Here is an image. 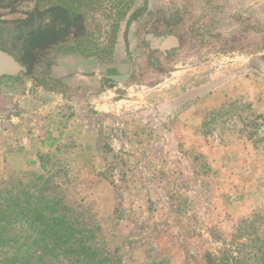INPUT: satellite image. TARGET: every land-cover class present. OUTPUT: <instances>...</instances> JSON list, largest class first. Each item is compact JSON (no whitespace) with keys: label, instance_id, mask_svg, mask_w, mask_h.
Wrapping results in <instances>:
<instances>
[{"label":"rangeland","instance_id":"obj_1","mask_svg":"<svg viewBox=\"0 0 264 264\" xmlns=\"http://www.w3.org/2000/svg\"><path fill=\"white\" fill-rule=\"evenodd\" d=\"M6 3L0 50L16 60L35 9L72 4L87 31L0 77V189L41 175L122 264H205L248 239L241 264H264V0ZM179 9V45L160 53L150 34ZM129 62L126 81L101 76Z\"/></svg>","mask_w":264,"mask_h":264},{"label":"trees","instance_id":"obj_2","mask_svg":"<svg viewBox=\"0 0 264 264\" xmlns=\"http://www.w3.org/2000/svg\"><path fill=\"white\" fill-rule=\"evenodd\" d=\"M7 3L10 5L13 0ZM18 22H28L29 26L23 34L18 60L26 74L33 71L42 51L61 41L83 37L87 30L82 14L66 3L42 11L35 9ZM31 178L0 189V264H54L51 261L58 256L70 264H122L118 248L97 253L88 235L90 229L75 223L61 198L42 193L48 186L46 179L41 175ZM252 243L248 239L227 244L216 255L207 252L205 264H241L236 251L239 253V249L251 247ZM257 263H264V255L257 257Z\"/></svg>","mask_w":264,"mask_h":264},{"label":"water","instance_id":"obj_3","mask_svg":"<svg viewBox=\"0 0 264 264\" xmlns=\"http://www.w3.org/2000/svg\"><path fill=\"white\" fill-rule=\"evenodd\" d=\"M145 7H146V5L143 8H145ZM138 12H139V10L136 11L130 17L128 26L132 22L135 14ZM127 30L128 29H126L125 37L127 35ZM162 38H160V40ZM154 46L156 47L157 50L164 51L166 49H170L171 47L178 46V40L174 36H168V37H164L158 46L156 45V43H154ZM23 71H24V66L18 60H16L9 53L0 50V77L17 75ZM131 72H132V64H131V62H129V70L127 73L113 74V75L102 74L101 76L120 83V82L126 81L130 77Z\"/></svg>","mask_w":264,"mask_h":264},{"label":"crops","instance_id":"obj_4","mask_svg":"<svg viewBox=\"0 0 264 264\" xmlns=\"http://www.w3.org/2000/svg\"><path fill=\"white\" fill-rule=\"evenodd\" d=\"M207 1H209V0H207ZM230 1H236V0H230ZM239 1H250V0H239ZM145 5H146V7H147V5H148V0H145ZM139 11H140V9H138ZM138 10H136V11H138ZM181 9H179V11L178 10H176L175 12H172L171 14H167L166 13V28H168V31H166V35L165 36H160V37H168V36H174V37H176L177 38V40H178V45H179V41H180V37H179V34H175L174 32H171L170 30V28H174L175 27V21H173V19H172V17L174 16H176L175 18H180V17H182V14L181 13H179V12H181L180 11ZM135 11V12H136ZM134 12V13H135ZM177 12V13H176ZM133 13V14H134ZM176 13V14H175ZM132 14V15H133ZM175 14V15H174ZM131 15V16H132ZM136 15V14H135ZM133 20H134V18H133ZM132 20V21H133ZM84 23H85V25L87 26V23L84 21ZM129 23V22H128ZM128 23H127V27H126V29H129V27H130V25H131V23L129 24V26H128ZM179 27H181V25H179ZM87 31V30H86ZM126 32V31H125ZM127 32H128V30H127ZM179 33V32H178ZM152 36H154V35H152V34H150V37H152ZM154 37H157V36H154ZM177 47V46H176ZM176 47H171L170 49H172V48H176ZM170 49H166V50H170Z\"/></svg>","mask_w":264,"mask_h":264},{"label":"flooded vegetation","instance_id":"obj_5","mask_svg":"<svg viewBox=\"0 0 264 264\" xmlns=\"http://www.w3.org/2000/svg\"><path fill=\"white\" fill-rule=\"evenodd\" d=\"M160 38H162V37H159V36H157V37H154V36H152L151 37V39H152V42H150L151 43V45L152 44H154V43H156V45L158 46L160 43H161V41H162V39L164 38H162L161 40H160ZM175 48H172V49H170V50H164V51H162V52H160V53H169L170 51H172V50H174Z\"/></svg>","mask_w":264,"mask_h":264}]
</instances>
